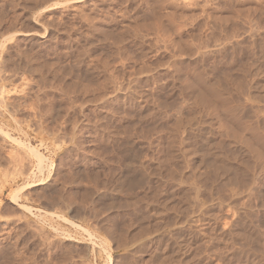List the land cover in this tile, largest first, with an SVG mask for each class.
<instances>
[{
    "label": "rangeland",
    "instance_id": "1",
    "mask_svg": "<svg viewBox=\"0 0 264 264\" xmlns=\"http://www.w3.org/2000/svg\"><path fill=\"white\" fill-rule=\"evenodd\" d=\"M259 138L264 0H0V264H264Z\"/></svg>",
    "mask_w": 264,
    "mask_h": 264
},
{
    "label": "bare ground",
    "instance_id": "2",
    "mask_svg": "<svg viewBox=\"0 0 264 264\" xmlns=\"http://www.w3.org/2000/svg\"><path fill=\"white\" fill-rule=\"evenodd\" d=\"M249 89H250V88H249ZM232 112H233V111H232ZM228 114H229V113H228ZM231 115H233V113H231ZM234 117H235V116H234ZM194 134H195V133H194ZM250 135H251V134H250ZM252 135H253V134H252ZM188 137H189V136H188ZM193 137H195V136H193ZM252 137H254V135H253ZM191 138H192V137H191ZM202 138H203V137H202ZM202 138H201V140H202ZM249 138H250V137H249ZM255 138H256V137H255ZM192 139H193V138H192ZM203 139H204V138H203ZM205 140H206V139H205ZM205 140H203V141H205ZM251 140H252V139H251ZM254 140H255V139H254ZM261 140H262V139L259 138V139H258V141H259L258 143H259V144L256 143V144L258 145V146H256V149H255L256 152H257V151L260 152V149L258 148V149H259V150H258L257 147H260L261 149L264 148V139H263V141H261ZM244 141H245V140H244ZM195 142H196V141H195ZM246 142H247V140H246ZM253 142H254V141H253ZM204 143H205V142H204ZM206 143H207V140H206ZM206 143H205V144H206ZM209 144H210V143H209ZM209 144L207 145V147L210 146ZM249 144H250V143L247 142V145H249ZM199 145H200V144H199ZM251 146H252V145L250 144L249 147H251ZM199 147H202V146H199ZM249 147H248V148H249ZM252 147H253V148H250L251 150L254 149V146H252ZM196 149H197V148H196ZM250 149H249V150H250ZM29 150L31 151L32 155H34V157H35L36 159H38L39 161L42 159L41 155H40V154H39L34 148H29ZM198 150H199V149H198ZM205 150H206V148H205ZM200 151H201V150H200ZM202 151H203V150H202ZM255 151H254V152H255ZM263 151H264V149H263ZM210 152H211V151H210ZM201 153H202V152H201ZM213 153H214V152H213ZM213 153H212V154H213ZM207 154H208V152H207ZM202 155H203V157H204V155L207 156L206 153H202ZM213 155H214V154H213ZM262 155H263V153H262ZM211 156H212V155H211ZM204 158H205V157H204ZM210 158H212V157H210ZM210 158H209V160H211L210 162H212V159H210ZM223 159H224V157H223V158H222V157L216 158V160H217L218 163H217L216 165L213 164V166L210 165V166H212V171L214 170L213 168H216V167H217V168H222L223 171L229 173V167H228L227 164L224 163ZM258 159H259V158H258ZM209 160H208V161H209ZM228 163H230V162H228ZM231 165H232V164H231ZM214 173H215V172H214ZM234 177H235V174L233 173V175H231V177L229 176L228 180H232V181H233V180H234ZM131 183H133V185H134V184H137V183L134 182V181H131ZM133 185H132V186H133ZM133 187H134V186H133ZM171 222H172V221H171ZM171 222H170V223H171ZM190 231H191V229H190ZM192 231H193V230H192ZM249 233H250V232H249ZM245 234H247V232H246ZM251 234H252V233H251ZM250 236H251V235H250ZM250 236H249V234H248V236L246 235V236H244V237H245L246 239H247V238L249 239ZM248 239H247V240H248Z\"/></svg>",
    "mask_w": 264,
    "mask_h": 264
}]
</instances>
